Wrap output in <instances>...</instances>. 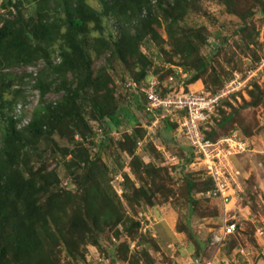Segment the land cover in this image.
I'll return each instance as SVG.
<instances>
[{
	"label": "rangeland",
	"instance_id": "obj_1",
	"mask_svg": "<svg viewBox=\"0 0 264 264\" xmlns=\"http://www.w3.org/2000/svg\"><path fill=\"white\" fill-rule=\"evenodd\" d=\"M54 1L49 0L50 8ZM84 1L92 9L101 11L98 0ZM5 2L6 0H0V7ZM262 3L264 4V0H233L228 9L222 0H194L193 7H196L188 9L180 22L183 27L201 29L206 38L205 42L196 43L199 55L207 63L206 71L195 85L189 86L191 90H220L236 77L239 81H246L243 87L218 104L219 107L204 125L208 131H214L216 138L235 132L243 140L241 149L244 148V151H231L225 158L226 169L231 171L234 181L232 187L236 190L225 203L205 197L200 186L204 181L205 171L200 163H193V160L188 165L184 164L190 148L176 131L177 125L174 123L175 127L170 129L165 127L166 121L160 120L155 129L148 126L147 116L143 110L140 111L137 94L130 96L126 92L124 84L135 79L139 68L130 62L126 65L119 61L111 53V48L104 49L99 45V40L120 36L122 22L117 10L101 17L98 25L88 24L84 37L94 44L88 54L91 79L101 87L97 93H93V88L81 93V111L88 119L93 133L84 144L87 145L90 156L99 157V161L106 166L108 186L121 200L125 214L137 221L139 226L134 231L133 238L124 233H100L96 246L90 243L82 246L81 259H71L64 251H60L59 264H264ZM24 5V15L30 21L35 6L33 3ZM5 10L0 8V15H4ZM236 11L243 15L252 12L246 20L250 34L254 36L253 42L249 43L247 36L242 37V19ZM158 19L161 41L148 38L143 41L144 46L139 51L150 61L144 81L155 79L163 89L166 77L175 72L178 66L181 67L183 79L190 75L193 68L184 64L181 57L173 51L165 32L166 21L161 16ZM245 41L248 42V48L244 45ZM54 61L57 62L58 59ZM46 70L42 59L32 65L8 69V72L16 77L20 76L23 81L18 88L21 96L12 110L8 111V115L25 123L44 103L60 100L61 92L48 93L41 100L39 91L32 87L35 74ZM214 74H219L223 80L216 87L212 85ZM68 79L75 80L71 76ZM75 85L73 82L72 86ZM260 95L258 104H250ZM94 96L98 97L104 110H115L114 115L120 120L118 125L113 124L108 116L91 117ZM121 107L127 110V116L123 115ZM229 114L232 115L231 120L223 127L219 126L223 115ZM1 125L3 124L0 122V130ZM132 134L136 136L135 141ZM52 139L59 147L68 145L66 137L53 134ZM49 140L41 138L31 146L36 167L55 171L60 187L72 191L75 188L69 171L64 168L58 152L50 150ZM74 140L79 139L76 136ZM133 156L140 159L141 166L137 169L139 172L130 169ZM68 159L69 156L65 160ZM142 163L150 164L153 167L152 173L144 172ZM125 175L130 181L127 184L130 186L127 194L132 192L134 184L135 187L143 188L151 201L140 196L135 197L132 203L126 202L123 197ZM186 179L198 182L199 189H194L191 194L193 200L184 193ZM225 218L236 225L234 233L227 236L222 234ZM123 257L130 258V263Z\"/></svg>",
	"mask_w": 264,
	"mask_h": 264
},
{
	"label": "trees",
	"instance_id": "obj_2",
	"mask_svg": "<svg viewBox=\"0 0 264 264\" xmlns=\"http://www.w3.org/2000/svg\"><path fill=\"white\" fill-rule=\"evenodd\" d=\"M232 1L222 0L228 9ZM98 2L101 11L92 9L84 0H55L52 8L49 7V0H6L0 7L6 9V13L0 15V122L3 124L0 130V264H59L60 251H64L71 259H81L82 246L88 243L96 246L100 233H124L133 238L139 226L137 221L125 214L121 200L108 186L106 166L99 161V157L92 158L84 144L93 133L81 111V93L92 88L93 93H97L101 87L91 79L88 54L94 44L84 37L89 23L98 25L101 17L117 10L122 22L120 36L99 40V45L104 49L111 48V53L119 61L126 65L130 62L139 68L135 74L138 85L146 78L150 66L148 57L140 53L139 48L144 46L148 38L161 41L159 16L166 21L168 44L184 64L193 68L185 78L182 89L191 90L189 86L195 85L206 71L207 63L199 55L196 44L205 42V36L201 29L193 30L180 25L186 11L196 7H193L194 0ZM25 3L35 6L30 21L23 12ZM260 10L264 12L263 3ZM236 13L242 19V37L247 36L249 43L253 42L254 36L250 34L246 20L252 12L247 15L238 11ZM244 45L247 48L249 46L247 41ZM39 59L44 60L47 70L35 74L32 87L39 91L41 100L53 92H61L62 96L56 102L44 103L42 108L32 114L27 124L17 127L19 119L8 115V111L12 110L21 96L18 88L23 81L20 76L8 72V69L32 65ZM68 76L75 80H69ZM220 78L219 74H214V87L223 82ZM73 82L75 86H72ZM215 90L210 89L212 92ZM176 91L175 88L164 89L159 94L164 96ZM136 94L141 105L140 111L144 112L145 97L141 92ZM254 99L250 104L259 103L260 98ZM91 109L92 118L108 116L113 124L120 123L114 115L115 110H104L98 97L94 96ZM121 112L128 115L122 107ZM156 112L160 116L162 109ZM144 115L147 116V123L153 118L151 114L144 112ZM231 116L223 115L218 125H226ZM160 119L166 121L165 127H175L169 118ZM205 133L212 140L216 138L212 130ZM53 134L66 137L68 145L59 147L52 139ZM76 136L79 140L75 141ZM131 136L135 141L136 136ZM41 138L50 139V150L57 151L61 156L74 190L60 187L55 171L36 167L31 146ZM68 156L69 159L65 160ZM193 158L190 151L184 164H190ZM140 166V159L133 156L130 169L139 172ZM142 168L146 173L153 171L150 164L142 163ZM124 182L123 197L126 202L132 203L135 197L140 196L151 201L147 192L134 184L132 192L127 194L130 181L126 175ZM200 186L204 192L212 187L209 176L205 174ZM198 187V182L186 179L185 195L191 199L193 190ZM122 259L130 263V258Z\"/></svg>",
	"mask_w": 264,
	"mask_h": 264
},
{
	"label": "built area",
	"instance_id": "obj_3",
	"mask_svg": "<svg viewBox=\"0 0 264 264\" xmlns=\"http://www.w3.org/2000/svg\"><path fill=\"white\" fill-rule=\"evenodd\" d=\"M169 79L171 80L172 78L170 77ZM156 84L157 82L152 80L140 87V92L144 94L147 100L144 112L154 114L156 113L153 112L154 110L161 108L162 113H160L159 117L163 118L168 115L169 120L177 124L178 132L185 138L187 145L197 157V160L203 165L206 175L212 181V187L205 192V197L225 203L236 192L232 187V183L234 184L231 178L232 173L225 166V158L231 151H244V148L241 149L243 140H240L235 132L212 140L206 135L205 132L208 130L204 125L210 115L214 113L220 99L243 87L246 81H239V78L236 77L214 94L201 91L164 97L157 92ZM124 86L126 92L131 96L132 93L136 92L138 84L130 81L126 82ZM157 119L155 117L150 122L151 127L154 128L157 125ZM235 227L234 223L229 222L225 218L223 220L222 234L224 236L233 234Z\"/></svg>",
	"mask_w": 264,
	"mask_h": 264
},
{
	"label": "clouds",
	"instance_id": "obj_4",
	"mask_svg": "<svg viewBox=\"0 0 264 264\" xmlns=\"http://www.w3.org/2000/svg\"><path fill=\"white\" fill-rule=\"evenodd\" d=\"M172 78L171 80L169 79V78ZM184 78V75H183V73H182V71H181V67L180 66H178L177 67V69H176V71L174 72V74H171V75H169L167 78H166V81H165V84L163 85V89L159 86V82L157 81V80H155V79H151V80H148V81H141V82H139L140 83V85H138V87H137V90H136V92H134V93H132V94H136V93H139L140 92V87L141 86H143V85H146L147 83H149L150 81H152V80H154V81H156L157 82V84H156V87H157V92L158 93H160L162 90H164V89H166V90H170V89H173V88H175V89H177V91L174 93V94H164V96H167V95H169V96H175L176 94H180V93H189V92H191V93H193V92H203V93H212V94H214V93H217V92H219L220 90H215L214 92H212V91H208V90H204V89H201V91H193V90H189L188 89V91L187 90H183L182 89V85H183V82H184V80L185 79H183ZM132 81H134L136 84L138 83V82H136L135 81V79H132ZM235 92V91H234ZM234 92H232V93H234ZM232 93H230L229 95H231ZM143 94V93H142ZM128 95H130V94H128ZM144 95V94H143ZM160 95V94H159ZM228 95V96H229ZM161 96V95H160ZM164 96H162V97H164ZM228 96H226V97H228ZM145 97V96H144ZM226 97H224V98H222V99H220V101H219V103H221V101L222 100H224ZM145 103L147 104V100H146V97H145ZM218 103V104H219ZM145 104V105H146ZM218 106V105H217ZM217 106L215 107V110H216V108H217ZM160 109V108H159ZM157 110V109H156ZM156 110H154L153 112H156ZM214 110V111H215ZM151 115H152V117L153 118H151V121L155 118V117H157L158 119V121H157V124L159 123V121L161 120L160 119V117L158 116V113L156 112V113H154V114H152L151 113ZM169 116L167 115L166 116V118H168ZM15 118V117H14ZM29 121V119L25 122V123H23V122H21V120H19V122H21L22 123V125H25V124H27V122ZM150 120H149V122H148V126H150V122H151ZM162 121V120H161ZM17 123V127H20V126H22L21 125V123ZM20 125V126H19ZM177 125V124H176ZM157 126V125H156ZM156 126L154 127V129L156 128ZM176 131H178L177 130V127H176ZM179 133V132H178ZM180 134V133H179ZM181 135V134H180ZM182 136V135H181ZM183 137V136H182ZM184 138V137H183ZM185 139V138H184ZM185 142H186V140H185ZM186 144H187V142H186ZM188 146V145H187ZM189 147V146H188ZM190 148V147H189ZM190 151L192 152V150L190 149ZM192 154L194 155V153L192 152ZM193 160H194V162L193 163H200L199 162V160H197V157L194 155V158H193ZM200 165L202 166V168H203V165L200 163ZM203 170H204V168H203ZM205 171V170H204ZM206 174V173H205Z\"/></svg>",
	"mask_w": 264,
	"mask_h": 264
}]
</instances>
